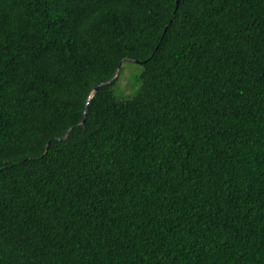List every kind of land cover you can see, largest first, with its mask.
<instances>
[{
  "label": "trees",
  "instance_id": "1",
  "mask_svg": "<svg viewBox=\"0 0 264 264\" xmlns=\"http://www.w3.org/2000/svg\"><path fill=\"white\" fill-rule=\"evenodd\" d=\"M0 264H264V0H0Z\"/></svg>",
  "mask_w": 264,
  "mask_h": 264
},
{
  "label": "rangeland",
  "instance_id": "2",
  "mask_svg": "<svg viewBox=\"0 0 264 264\" xmlns=\"http://www.w3.org/2000/svg\"><path fill=\"white\" fill-rule=\"evenodd\" d=\"M142 68L140 65L133 63L131 60H125L122 68L117 74L116 84L113 88L119 100L132 98L140 87L138 77L141 75Z\"/></svg>",
  "mask_w": 264,
  "mask_h": 264
},
{
  "label": "water",
  "instance_id": "3",
  "mask_svg": "<svg viewBox=\"0 0 264 264\" xmlns=\"http://www.w3.org/2000/svg\"><path fill=\"white\" fill-rule=\"evenodd\" d=\"M178 1H179V0H178ZM98 89H99V87L95 89V92H97V91H98Z\"/></svg>",
  "mask_w": 264,
  "mask_h": 264
}]
</instances>
